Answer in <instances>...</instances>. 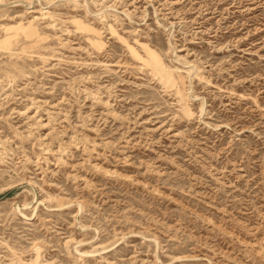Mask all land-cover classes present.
I'll return each mask as SVG.
<instances>
[{
	"label": "rangeland",
	"instance_id": "374dc122",
	"mask_svg": "<svg viewBox=\"0 0 264 264\" xmlns=\"http://www.w3.org/2000/svg\"><path fill=\"white\" fill-rule=\"evenodd\" d=\"M0 264H264V0H0Z\"/></svg>",
	"mask_w": 264,
	"mask_h": 264
}]
</instances>
